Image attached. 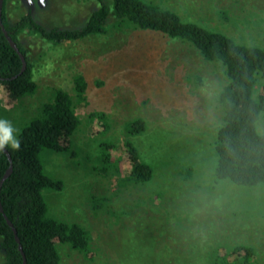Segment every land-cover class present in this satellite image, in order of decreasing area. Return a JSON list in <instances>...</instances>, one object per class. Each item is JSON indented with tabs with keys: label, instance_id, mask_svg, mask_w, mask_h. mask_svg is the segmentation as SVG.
<instances>
[{
	"label": "rangeland",
	"instance_id": "obj_1",
	"mask_svg": "<svg viewBox=\"0 0 264 264\" xmlns=\"http://www.w3.org/2000/svg\"><path fill=\"white\" fill-rule=\"evenodd\" d=\"M26 1L6 0L9 24L30 12L47 30L77 29L98 7L97 0ZM153 1L238 43L264 48V0ZM106 28L58 44L25 29L19 41L36 91L9 104L0 85V118L11 121L15 135L54 89L70 94L79 118L66 152H41L45 171L62 181L61 190L42 191L48 215L90 234L88 254L58 244L61 263L213 264L216 254L232 261L238 256L232 250L244 247L252 251L247 264H264V184L239 186L213 176L223 68L190 44L114 17ZM77 75L87 84L82 97L74 91ZM138 118L146 129L131 137L126 125ZM257 130L264 132V113ZM127 139L153 168L148 183L124 181ZM103 151L118 160V171L97 169Z\"/></svg>",
	"mask_w": 264,
	"mask_h": 264
},
{
	"label": "trees",
	"instance_id": "obj_2",
	"mask_svg": "<svg viewBox=\"0 0 264 264\" xmlns=\"http://www.w3.org/2000/svg\"><path fill=\"white\" fill-rule=\"evenodd\" d=\"M98 7L86 23L77 29L52 28L47 30L37 23L30 13L22 15L9 24L6 18V0H3L2 23L10 38L25 58L23 72L19 54L10 46L0 27V85L6 93V102L18 103L23 97L36 91L33 66L26 50L19 41L25 29L44 39L58 44L82 39L107 31L109 17L143 31L160 33L170 39L190 44L208 62L223 68L226 84L218 94L221 107V124L216 130L214 150L216 154L213 176L215 180H227L239 186L264 184V132L257 130V121L264 113V48L234 41L220 31L209 29L181 18L176 12L153 0H97ZM86 82L81 75L74 78V91L82 97ZM79 125L71 96L62 89H54L39 115L32 118L18 133L19 150L10 146L5 149L11 158L12 171L0 189V204L3 214L16 230L25 257V264H62L57 245L64 244L73 250L88 254L90 234L81 225L50 217L42 191H59L62 181L49 175L41 161L42 150L66 152L70 137ZM146 129L145 122L138 118L126 125L127 134L135 137ZM107 146V145H106ZM129 173L125 182L148 183L153 177V168L142 159L134 141L124 142ZM102 166L119 170L118 160L102 152ZM7 155L0 151V178L9 167ZM0 212V247L4 261L0 264H23L11 227ZM241 250L244 251L239 256ZM251 249L237 247L232 253L238 256L229 261L216 254L213 264H247Z\"/></svg>",
	"mask_w": 264,
	"mask_h": 264
},
{
	"label": "water",
	"instance_id": "obj_3",
	"mask_svg": "<svg viewBox=\"0 0 264 264\" xmlns=\"http://www.w3.org/2000/svg\"><path fill=\"white\" fill-rule=\"evenodd\" d=\"M2 7H3V0H0V27L7 39V41L9 42L10 46L19 54L20 58H21V61H22V69H21V72L24 71L25 67H26V62H25V58L24 56L21 54V52L19 51L18 47L16 46V44L13 42V40L10 38V36L8 35L7 31L5 30L4 26H3V23H2V18H1V15H2ZM3 152L7 155V158L9 160V167L7 168V170L5 171V173L2 175V177L0 178V189H1V186L4 182V180L9 176V174L11 173L12 171V164H11V158L8 154V151L6 149L3 150ZM0 212L2 213L3 212V209L1 207V204H0ZM3 214V213H2ZM7 224L11 227L12 231H13V234H14V237H15V240L16 242L18 243V248L21 252V255L23 257V264H25V257H24V253L22 251V248H21V245L19 243V238L17 237V233H16V230L15 228L13 227L12 223L9 221V219L3 214Z\"/></svg>",
	"mask_w": 264,
	"mask_h": 264
},
{
	"label": "clouds",
	"instance_id": "obj_4",
	"mask_svg": "<svg viewBox=\"0 0 264 264\" xmlns=\"http://www.w3.org/2000/svg\"><path fill=\"white\" fill-rule=\"evenodd\" d=\"M16 129L13 127L11 121L0 118V151L6 147H11L13 150H19L21 141L15 135Z\"/></svg>",
	"mask_w": 264,
	"mask_h": 264
},
{
	"label": "flooded vegetation",
	"instance_id": "obj_5",
	"mask_svg": "<svg viewBox=\"0 0 264 264\" xmlns=\"http://www.w3.org/2000/svg\"><path fill=\"white\" fill-rule=\"evenodd\" d=\"M26 3H27V1L26 0H24ZM30 13V12H29ZM26 14H28V12L27 13H24L23 15H26ZM30 15L33 17V15L30 13ZM34 19V18H33ZM35 20V19H34Z\"/></svg>",
	"mask_w": 264,
	"mask_h": 264
},
{
	"label": "snow or ice",
	"instance_id": "obj_6",
	"mask_svg": "<svg viewBox=\"0 0 264 264\" xmlns=\"http://www.w3.org/2000/svg\"><path fill=\"white\" fill-rule=\"evenodd\" d=\"M41 3H43V0H41Z\"/></svg>",
	"mask_w": 264,
	"mask_h": 264
},
{
	"label": "crops",
	"instance_id": "obj_7",
	"mask_svg": "<svg viewBox=\"0 0 264 264\" xmlns=\"http://www.w3.org/2000/svg\"><path fill=\"white\" fill-rule=\"evenodd\" d=\"M23 15V14H22Z\"/></svg>",
	"mask_w": 264,
	"mask_h": 264
}]
</instances>
